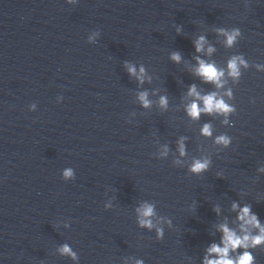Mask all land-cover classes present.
<instances>
[{"label":"clouds","instance_id":"1","mask_svg":"<svg viewBox=\"0 0 264 264\" xmlns=\"http://www.w3.org/2000/svg\"><path fill=\"white\" fill-rule=\"evenodd\" d=\"M179 31V29H178ZM221 34L226 37V44L231 46L237 36L240 35L239 29H233L231 32H228L224 29L218 30ZM206 43L205 37L201 36L195 41V49L197 52H201L204 49V44ZM214 51L212 47L208 48V53L211 54ZM171 59L175 62H179L181 60V56L179 53H173ZM199 64V67L196 68L195 72L197 75L201 76L205 82L215 83L219 88L222 86L221 77L224 75L223 70H218L214 64L206 63L203 60H200L199 57L196 58ZM245 64L244 60L240 56H234L228 63V68L230 69L229 74L233 77L239 76V65ZM128 72L131 75L137 76V79L143 82L144 79V69L141 67L140 73L137 74L136 68L131 65H126ZM246 66V65H245ZM231 95V93H227ZM189 95L195 96L197 100H202L203 107H200L197 102H192L188 108V114L193 119H198L201 113L211 114L213 112L217 113H230L234 111L229 105H227L223 99L217 98V93L212 92L207 95L201 96L200 93L196 91V87L193 85L189 89ZM139 99L142 104L147 107L150 105V101L147 99V93L142 92L139 95ZM160 105L162 107L167 106L166 97L160 98ZM227 122V121H225ZM202 133L205 136H211V125L205 124L202 128ZM217 143H221L227 146L230 143V140L227 136H219L217 137ZM180 152L181 155L184 154V145L183 142L180 143ZM210 161L205 159L195 160L193 165L191 166V171L194 173H200L208 168ZM71 170L65 172V176H71ZM238 207L237 204L233 203L232 208L235 210ZM139 214V224L141 226L148 227L151 229L154 227L151 217L155 215L154 206L151 204L145 203L140 208L137 209ZM238 220L241 221L240 229L243 235H238L236 231L230 229L226 224L220 225V231L223 233L222 236V247L218 244L213 243L207 249V255L204 257L203 264H254V257L249 251H244L242 254L238 255L235 258L230 256V252H234L237 249H249L250 247H256L258 245L264 244V226H262L259 222V219L256 214L252 213L251 208L249 206H244L238 215ZM249 226L252 228L258 229L259 232L256 235H253L249 230ZM159 235L162 236V230L157 229ZM60 251L63 254L72 255L75 258V254L71 252L70 248L65 245ZM214 257V258H209ZM140 264V262H137Z\"/></svg>","mask_w":264,"mask_h":264}]
</instances>
